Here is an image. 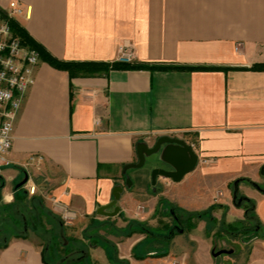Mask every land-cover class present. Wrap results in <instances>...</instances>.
<instances>
[{
    "label": "crops",
    "instance_id": "obj_1",
    "mask_svg": "<svg viewBox=\"0 0 264 264\" xmlns=\"http://www.w3.org/2000/svg\"><path fill=\"white\" fill-rule=\"evenodd\" d=\"M20 9L12 13L10 4ZM9 15L53 58L62 62H116L129 45L134 62L217 70H111L70 79L39 59L34 82L18 112L10 165L0 169V201L14 202L16 186H34L45 209L61 221L55 202L75 216L65 235L96 264H216L206 223L174 235L163 252L142 233L124 237L128 221L150 228L170 219L157 214L160 200L193 213L215 206L212 216L232 224L244 219L238 197L254 203L260 224L244 264H264V0H0ZM181 139L207 160L179 182H150V168L127 172L138 142ZM41 155L38 166H27ZM249 180L255 185L247 183ZM123 187L114 217L96 213ZM108 212H112V209ZM108 225L91 245L83 239L92 221ZM166 221V222H165ZM62 222V221H61ZM92 231H89V234ZM119 236V237H118ZM75 243V244H76ZM29 237L0 249V264H45ZM83 259V260H84ZM48 261V260H47Z\"/></svg>",
    "mask_w": 264,
    "mask_h": 264
},
{
    "label": "trees",
    "instance_id": "obj_2",
    "mask_svg": "<svg viewBox=\"0 0 264 264\" xmlns=\"http://www.w3.org/2000/svg\"><path fill=\"white\" fill-rule=\"evenodd\" d=\"M0 18L5 22L12 35L17 37L22 47L33 50L38 54L41 61L47 63L51 67L59 70H64L68 73L70 79L78 77H94L102 74H107L111 70H217L219 68H202V67H188V66H164V65H146V64H121L118 62L102 63V62H62L53 58L48 52L44 50L37 42H35L26 31L21 28L12 17L0 11ZM252 70H264V64H256L251 66ZM251 185H255L249 180H245ZM242 199L241 207L244 210V219L236 221L232 224L226 223L223 219L217 220L212 216V212L216 209L215 206L199 211V212H185L177 207L166 204L160 200L162 207L157 210V214L170 219V224L159 222V227L153 229L137 221H128L124 229L119 230L124 237H130L133 233H142L151 239V245L157 246L164 251L154 255V257H163L166 255L165 249L170 245L171 239L174 235L190 231L196 227L198 221L206 223L205 231L208 236H212L213 240H225L228 237L236 240L239 237L247 238L248 241L253 240L258 236L260 231V224L254 212V203L244 197ZM48 225L49 229H44ZM92 227L84 233L83 239H87L91 245L97 244V239H101L99 234L93 233L99 229L105 228L107 222L92 221ZM190 228V229H189ZM29 229L37 235H48L49 240L54 244L58 243L59 239H63L69 244V240L65 235L63 223L48 212L41 198L33 196L29 197L28 193L19 188L17 190L14 202L5 205L0 201V249L7 247L8 243L13 238L28 237ZM41 230V232H40ZM92 233L89 234V231ZM40 237V236H39ZM44 237V236H43ZM106 246H111L110 242L103 240ZM71 242V245L63 247L66 254L70 252L81 253L85 255L84 248L76 243V247ZM215 245V243H214ZM46 261V262H45ZM45 264H50L47 259ZM113 264H121L115 259Z\"/></svg>",
    "mask_w": 264,
    "mask_h": 264
},
{
    "label": "built area",
    "instance_id": "obj_3",
    "mask_svg": "<svg viewBox=\"0 0 264 264\" xmlns=\"http://www.w3.org/2000/svg\"><path fill=\"white\" fill-rule=\"evenodd\" d=\"M10 8L12 13L20 12L15 3H11ZM38 61V54L22 47L19 39L12 35L8 25L0 18V169L10 165L8 153L12 145L14 124L24 96L34 82V68ZM116 62L134 64L132 47L120 46ZM43 160L41 155H31L26 165L38 166ZM198 162L205 164L207 160L198 158ZM26 192L34 195L35 187H27ZM55 205L60 211L62 223L71 225L75 219L74 214L57 202Z\"/></svg>",
    "mask_w": 264,
    "mask_h": 264
},
{
    "label": "water",
    "instance_id": "obj_4",
    "mask_svg": "<svg viewBox=\"0 0 264 264\" xmlns=\"http://www.w3.org/2000/svg\"><path fill=\"white\" fill-rule=\"evenodd\" d=\"M136 162L127 164L122 169L125 175V187L131 188L132 181L128 177L127 172L131 169H142L144 166L150 168L151 185L155 187L157 179H170L173 182H179L183 177L192 172L198 162L197 155L190 145L185 141L171 136H160L152 145L147 142H138L135 146ZM27 176L16 186V189L23 187L27 183ZM238 181L234 182L233 201L236 207H240L242 199L237 194ZM123 187L116 185L112 191L113 200L106 206H101L96 213L104 217H114L120 209L117 202L122 195ZM112 209V212H108ZM232 250L221 249L212 250L214 258L220 257L222 254H230Z\"/></svg>",
    "mask_w": 264,
    "mask_h": 264
},
{
    "label": "rangeland",
    "instance_id": "obj_5",
    "mask_svg": "<svg viewBox=\"0 0 264 264\" xmlns=\"http://www.w3.org/2000/svg\"><path fill=\"white\" fill-rule=\"evenodd\" d=\"M145 167L146 166H144L143 168ZM139 170L140 169H131L130 172H137ZM44 229L48 230L49 226L45 225ZM99 236H101V238L105 240V237H103L105 236V234H101ZM28 237L33 242L42 247L44 256L50 264H96L93 261H87V259H84V254L76 252H70L66 254V252H64L63 250V247L67 246L68 243L61 238L59 239L58 243L54 244L53 241L49 240L48 235H37L30 229L28 231ZM214 243V248L216 251L221 249H225L227 251L232 250V253L230 254H222L220 257H217L215 259L216 264H244L246 262L249 245V241L247 240V238L239 237L236 240H232L228 237H225V240H213V244ZM73 247H76V244H73Z\"/></svg>",
    "mask_w": 264,
    "mask_h": 264
},
{
    "label": "bare ground",
    "instance_id": "obj_6",
    "mask_svg": "<svg viewBox=\"0 0 264 264\" xmlns=\"http://www.w3.org/2000/svg\"><path fill=\"white\" fill-rule=\"evenodd\" d=\"M198 163V162H197Z\"/></svg>",
    "mask_w": 264,
    "mask_h": 264
}]
</instances>
